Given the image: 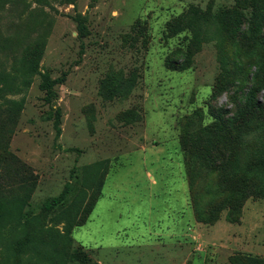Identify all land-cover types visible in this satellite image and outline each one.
I'll use <instances>...</instances> for the list:
<instances>
[{
	"label": "rangeland",
	"instance_id": "obj_1",
	"mask_svg": "<svg viewBox=\"0 0 264 264\" xmlns=\"http://www.w3.org/2000/svg\"><path fill=\"white\" fill-rule=\"evenodd\" d=\"M4 73L0 264H264V0H0Z\"/></svg>",
	"mask_w": 264,
	"mask_h": 264
},
{
	"label": "trees",
	"instance_id": "obj_2",
	"mask_svg": "<svg viewBox=\"0 0 264 264\" xmlns=\"http://www.w3.org/2000/svg\"><path fill=\"white\" fill-rule=\"evenodd\" d=\"M39 73L38 70V62L36 61H32L30 63L27 64V66L25 67L21 78V84L24 86H29L31 81L30 78L36 74ZM43 78V82L41 85V89L43 92H45V98L47 101H51L52 99H54L57 95L54 91V87L55 85H57L60 82V79H54L51 80L49 77L47 76H43L41 75ZM16 88H18V85L16 84V80L11 79V75L10 74H0V93L4 92V91H12L15 90ZM8 103L12 104L13 106H21L20 102L17 101H9ZM59 120L57 121V130L60 131L59 127ZM222 152V161L227 162L228 158H229V154L230 151L227 148H224L221 150ZM68 191V185L65 187V189L63 190V192L55 198H52L50 200H48L44 207L46 210H50L53 209L54 207L58 206L65 198L66 194ZM9 221V217H8V211L6 209V206L4 204L3 201H0V225L6 224ZM70 232L67 231V235H66V239L69 243H72V239L69 236ZM34 240L30 237L27 236L23 241H20L17 244V249L19 251H23L25 250L30 244L34 245Z\"/></svg>",
	"mask_w": 264,
	"mask_h": 264
},
{
	"label": "crops",
	"instance_id": "obj_3",
	"mask_svg": "<svg viewBox=\"0 0 264 264\" xmlns=\"http://www.w3.org/2000/svg\"><path fill=\"white\" fill-rule=\"evenodd\" d=\"M169 220H171V219H169ZM168 224H170V225H167V229L171 228V223H168ZM169 238H171V236H169Z\"/></svg>",
	"mask_w": 264,
	"mask_h": 264
}]
</instances>
